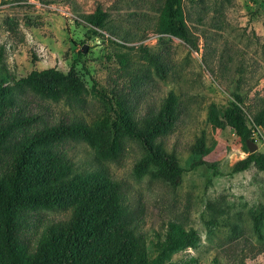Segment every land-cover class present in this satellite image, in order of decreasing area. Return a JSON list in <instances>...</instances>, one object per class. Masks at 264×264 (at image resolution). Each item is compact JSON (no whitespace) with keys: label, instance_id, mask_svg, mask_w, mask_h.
Here are the masks:
<instances>
[{"label":"rangeland","instance_id":"rangeland-1","mask_svg":"<svg viewBox=\"0 0 264 264\" xmlns=\"http://www.w3.org/2000/svg\"><path fill=\"white\" fill-rule=\"evenodd\" d=\"M164 0H0V80L12 83L31 70L66 72L74 61L85 88L84 101L44 100L26 94L31 112L45 118L76 117L90 126L112 128L114 111L128 106L133 124L148 120L170 92L178 115L157 138L185 170L171 186L148 171L137 173L144 155L131 138L119 137L114 160L96 157L92 147L68 142L79 169L103 164L126 188L129 209L143 218L148 254L168 220L197 234L194 248L159 257L157 264H264V171L255 166L232 172L248 154L246 144L228 127H214L212 108L223 110L232 94L251 127L256 152L264 155V130L252 117L264 108V0H180L188 42L161 33ZM102 14L101 27L89 23ZM95 30L96 33H90ZM82 46L85 48L81 51ZM80 53V55H78ZM157 55V74L145 56ZM205 163L188 169L194 147ZM44 220L63 219L58 210H37ZM40 227H31L34 237Z\"/></svg>","mask_w":264,"mask_h":264},{"label":"trees","instance_id":"trees-1","mask_svg":"<svg viewBox=\"0 0 264 264\" xmlns=\"http://www.w3.org/2000/svg\"><path fill=\"white\" fill-rule=\"evenodd\" d=\"M101 18L96 13L89 23L99 28ZM159 31L188 42L180 0H164ZM145 56L160 75L157 55ZM75 65L73 61L66 72L31 70L10 84L0 80V264H157L159 257L170 252L194 248L196 232L168 220L150 257L143 218L128 208L124 185L101 163L79 169L65 147L68 142H82L94 149L98 159L114 160L122 150L119 137L126 136L144 151L134 167L137 173L148 171L177 186L185 169L156 141L170 130L178 115L176 97L169 92L142 124H133L125 104L122 114L114 111L112 128L90 126L76 117L45 118L27 109L26 94L81 104L85 88ZM232 96L223 110L211 109L210 121L217 128L228 126L246 144L253 139L251 127L240 106L241 98L235 93ZM252 122L264 130V108L253 115ZM194 151L197 158L188 163V169L205 163L198 158L203 152L202 140H197ZM251 165L264 171V155L248 153L231 171ZM39 208L67 215L44 220L37 214ZM263 215L253 216L255 228ZM37 226L40 230L33 237L30 229Z\"/></svg>","mask_w":264,"mask_h":264},{"label":"water","instance_id":"water-1","mask_svg":"<svg viewBox=\"0 0 264 264\" xmlns=\"http://www.w3.org/2000/svg\"><path fill=\"white\" fill-rule=\"evenodd\" d=\"M85 48L82 46L81 51H84ZM246 147L248 149V153H252L255 151V144L252 141H246Z\"/></svg>","mask_w":264,"mask_h":264}]
</instances>
